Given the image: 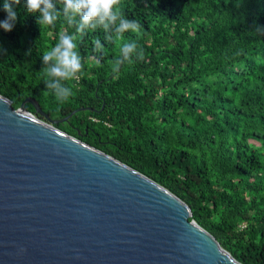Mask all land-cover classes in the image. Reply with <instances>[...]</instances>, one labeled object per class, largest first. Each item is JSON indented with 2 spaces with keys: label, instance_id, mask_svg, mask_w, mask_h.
I'll use <instances>...</instances> for the list:
<instances>
[{
  "label": "trees",
  "instance_id": "16d2710c",
  "mask_svg": "<svg viewBox=\"0 0 264 264\" xmlns=\"http://www.w3.org/2000/svg\"><path fill=\"white\" fill-rule=\"evenodd\" d=\"M11 7L0 95L16 109L35 99L44 115L27 103L31 114L171 191L239 262L264 264V0H121L118 10L141 25L124 38L143 59L113 73L123 41L77 34L83 68L63 104L44 94L38 72L42 53L74 29L63 17L40 28L24 0Z\"/></svg>",
  "mask_w": 264,
  "mask_h": 264
},
{
  "label": "water",
  "instance_id": "95a60500",
  "mask_svg": "<svg viewBox=\"0 0 264 264\" xmlns=\"http://www.w3.org/2000/svg\"><path fill=\"white\" fill-rule=\"evenodd\" d=\"M27 103L44 115L0 95V264H243L178 196Z\"/></svg>",
  "mask_w": 264,
  "mask_h": 264
},
{
  "label": "clouds",
  "instance_id": "9594fccd",
  "mask_svg": "<svg viewBox=\"0 0 264 264\" xmlns=\"http://www.w3.org/2000/svg\"><path fill=\"white\" fill-rule=\"evenodd\" d=\"M121 0H24L28 14L37 17L40 28L53 26L63 17V21L72 32H61L54 46L42 53L43 67L38 72L45 85L44 94L54 97L58 104L67 102L73 95L70 82L79 79L83 68V58L76 43L77 34L100 29L106 42L123 41L118 54L111 60V71L118 73L122 66L131 65L143 59V49L136 40H125V33H138L141 25L135 19H129L118 9ZM20 0H4L7 19L0 21V29L12 31L16 13L11 5ZM59 5V7H58ZM94 50L104 51L99 38L94 39Z\"/></svg>",
  "mask_w": 264,
  "mask_h": 264
}]
</instances>
